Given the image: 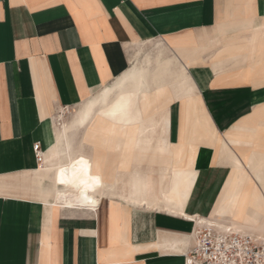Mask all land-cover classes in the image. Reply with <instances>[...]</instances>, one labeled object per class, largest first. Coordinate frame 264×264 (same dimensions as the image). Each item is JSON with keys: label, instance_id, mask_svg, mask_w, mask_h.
Returning <instances> with one entry per match:
<instances>
[{"label": "crops", "instance_id": "0c3cea01", "mask_svg": "<svg viewBox=\"0 0 264 264\" xmlns=\"http://www.w3.org/2000/svg\"><path fill=\"white\" fill-rule=\"evenodd\" d=\"M147 44L165 55L138 70L142 116L111 139L82 136L73 182L66 156L45 175L53 118L122 77ZM149 121L151 143L124 134ZM96 143L98 202L55 201L84 183L79 162ZM262 184L264 0H0V264H187L197 219L264 235Z\"/></svg>", "mask_w": 264, "mask_h": 264}, {"label": "bare ground", "instance_id": "6f19581e", "mask_svg": "<svg viewBox=\"0 0 264 264\" xmlns=\"http://www.w3.org/2000/svg\"><path fill=\"white\" fill-rule=\"evenodd\" d=\"M152 79H153V77H152ZM155 82H156V84L159 83V81H155ZM164 86H166V85H160V86L157 85V87H155L153 90L161 89ZM148 90L149 89H148L147 81H146V78L143 75L142 71H136V72H134V74L131 75V77H129L127 86H124V87H122V89L119 90V93L116 95L114 100H110V98L108 96L109 89L105 88V90L103 91V100L101 101V105H100L101 107L99 108V110H101L104 113V116H106L108 119H112L113 121H112L111 125L108 126L107 132L90 127L87 130L88 133L100 135V136H102L103 139L104 138L105 139L106 138L111 139L112 137H115L117 134L120 135V132H121L120 121H121V119H137L138 114L141 115V108H142L143 101L145 100V97L147 95ZM118 101L127 106V112L126 113H120V112L114 113V106L117 104ZM95 106H96L95 101H93L89 105H87V107L84 108V110L82 111L81 115L76 120L75 125H73L72 128H76L78 126L90 124V122H92V120L94 119L93 115H94ZM134 107H135V109H133ZM144 108H145V106H144ZM159 110H160V108H159ZM142 111H143V108H142ZM153 124L154 123L153 122L151 123V121L146 122L143 125H138L136 122L130 123L128 126L127 132H125L124 134H126V133L132 134V135H135V137H136V135H138V138H137L138 143L144 142V143L149 144V143H151L150 142L151 140H149L151 138L150 137H144L143 138L142 135L147 136V135L152 134L154 131L153 126H152ZM159 143H161V142H159ZM104 144H105V142H104ZM104 144L103 143L102 144H100V143L92 144L91 148L89 149V154H87V156L85 158H83V160L87 162L85 164V166L87 168H89V170H88L85 178L82 177L79 180L84 181V182L87 181V182L86 183H73V185H71L72 188H67V189H63V190H61V189L55 190L54 195H53L55 201L60 202L63 205L70 206V207H72V206H83V205L90 206V205H95L98 202V198L100 196H102V192H103L102 191L103 189L100 190V187L103 185V180H104L103 175L101 173L103 163H104V151H105ZM81 149H82V145H80L77 149L72 150L71 154L68 155V158H67V161L65 164L66 172H67L66 176L68 177L67 179L71 180V182L74 181V179L72 177L75 175L76 172H78L77 170L73 169V162L72 161L74 160L73 157L76 156L74 151H78ZM57 151H58V157L56 158L55 162L50 163L47 166V168L44 169L45 175H49L48 173L51 170H54V174L57 175V172H59V169L62 168L63 163L60 160V155L64 154L65 149L60 146V148L58 147ZM237 160L239 161V159H237ZM246 162L247 163L249 162V157L246 158ZM119 167H120V163H119ZM236 168L242 169V162L239 161V164ZM236 168H234V169H236ZM238 178L240 181L243 180L239 176H238ZM261 186L264 189V184H262ZM110 193L112 194V192H110ZM257 201L263 209L262 212H264V195L262 193H258ZM252 213H253V211H252ZM196 222L200 223L201 225L202 224L210 225L212 227L214 226V227L221 228V229L231 228L233 230H237V231H240L243 233L255 234L259 237H264V235H260L258 233L252 232V231H246V230L240 229V228L233 226V225L218 224V223H214L211 221L206 222V221L199 220V219H197ZM237 225H238V223H237ZM188 259H189V257H188ZM189 264H191V263H189Z\"/></svg>", "mask_w": 264, "mask_h": 264}, {"label": "built area", "instance_id": "2783aa9c", "mask_svg": "<svg viewBox=\"0 0 264 264\" xmlns=\"http://www.w3.org/2000/svg\"><path fill=\"white\" fill-rule=\"evenodd\" d=\"M32 149L35 160L41 162L39 142ZM194 237L187 264H264V237L204 224L196 228Z\"/></svg>", "mask_w": 264, "mask_h": 264}, {"label": "rangeland", "instance_id": "374dc122", "mask_svg": "<svg viewBox=\"0 0 264 264\" xmlns=\"http://www.w3.org/2000/svg\"><path fill=\"white\" fill-rule=\"evenodd\" d=\"M137 49H135V60L131 63L130 68L128 71L119 79L115 80L114 83H112L108 87H104L98 95H95L88 100V102L81 103L79 105L74 106L71 109H62L60 112L53 118V125H54V133H55V140L53 142V145L51 149L49 150L51 155L53 156L52 162L56 161V158L58 157V147H63L65 149L64 154L61 156H66V159L64 160V164H66L68 155L71 154L72 150L77 149L82 144V136L88 135V128H90L89 124L78 126L76 128H72L73 125H75L76 120L81 115L84 108L87 107L91 102L95 101V109H94V119H108L106 116H104V113L99 110L101 107V101L103 100V91L105 88L109 89L108 96L110 100H114L116 95L119 93V90L122 89V87L127 86L129 77H131L134 72L140 70V69H148L153 68L155 65V62L160 59L162 56H164V52L153 46L152 44L147 45H141ZM141 51V53H139ZM139 55H138V53ZM137 53V54H136ZM139 56V58H138ZM135 109V107L133 108ZM92 128H96L98 130H103L104 127L102 126H91ZM73 134L80 136V140L75 141L74 143V137ZM59 135V136H58ZM56 142V143H55ZM73 147V148H72ZM88 149V147L86 148ZM84 151V150H83ZM86 152V151H85ZM84 152V154H85ZM61 160V159H60ZM63 163V162H62Z\"/></svg>", "mask_w": 264, "mask_h": 264}, {"label": "snow or ice", "instance_id": "6c2138e0", "mask_svg": "<svg viewBox=\"0 0 264 264\" xmlns=\"http://www.w3.org/2000/svg\"><path fill=\"white\" fill-rule=\"evenodd\" d=\"M115 112L126 113L127 112V106L118 101L117 104L114 106V113ZM79 163L80 164H86L87 162L84 161L83 159H81ZM84 170H85V172L88 171L87 168H85ZM61 175L63 176V170H62ZM60 183H62V184L65 183V180L63 178H61ZM84 183H86V181Z\"/></svg>", "mask_w": 264, "mask_h": 264}]
</instances>
